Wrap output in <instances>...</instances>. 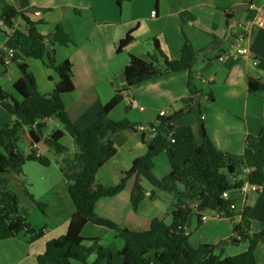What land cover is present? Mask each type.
Masks as SVG:
<instances>
[{
  "label": "crops",
  "instance_id": "0c3cea01",
  "mask_svg": "<svg viewBox=\"0 0 264 264\" xmlns=\"http://www.w3.org/2000/svg\"><path fill=\"white\" fill-rule=\"evenodd\" d=\"M5 4L25 11L34 20L40 19L37 29L42 34L51 33L60 23L70 35L72 43L55 47V60L57 63L64 60L71 63L73 90L63 93L62 100L70 120L79 129L91 125L101 106L123 87V67L130 55L147 61H151V55H154L162 64L160 50L168 59H178L184 36L195 49L209 43L213 36L224 40L220 46L215 45L211 51L199 54L193 80L195 92L188 90L186 70L168 72L123 91L121 101L111 109L109 117L114 120L126 118L136 124L154 123L160 110L170 114L186 105L197 104L207 137L218 150L230 153L237 160L242 158L246 136L257 134L264 127V10L259 23L251 22L254 7L264 6V0H126L119 7L116 0H0V11ZM233 8L234 18L226 24L225 12ZM21 21L17 16L14 25L24 29L25 24ZM229 25L232 26L230 29ZM130 29L133 40L116 51L118 41ZM240 34L245 35L242 44L247 48V54H225L234 51ZM153 39L157 40L158 48ZM0 42V53L9 48L18 54L16 45L7 35ZM212 54H215L213 58H205ZM21 59L35 76L38 90L50 92L58 80L57 74L40 60ZM0 63V72L13 89V83L21 74L13 62L4 63V66L0 59ZM13 67L17 72L11 70ZM13 95L19 98L15 93ZM132 100L136 101L134 107ZM190 113L193 112L180 115L173 124L189 125L199 142V117L195 116L196 120L190 118L187 123L182 121ZM46 122L53 126L51 130L60 128L54 119ZM24 137L29 142L28 152L35 148L36 152L51 160L42 172L49 195L46 199L37 198L46 204L45 215L30 221L32 227L42 229L43 233L32 242H28L29 235L23 231L14 238L0 239V264H36V256L44 251L46 242L65 233L69 217L75 210L57 159L53 161L43 141L31 144L27 133ZM112 139L116 152L95 174V182L105 186L116 185L133 159L146 150L141 133L136 129L119 131ZM61 141L74 150L67 135ZM153 162L151 169L139 173L145 195L136 210L130 203L132 176L119 193L95 202L97 215L136 231L147 230L154 217L168 223L172 198L161 191L151 196V191L170 171V165L164 152L156 155ZM228 197L235 200L238 212L232 219L221 217L217 210L202 212L204 215L213 214L206 216L205 220H199L194 211L188 215L186 231L193 246L210 243L214 253L222 256L235 255L247 248V241L232 240L233 226L240 220L239 213L246 208L250 232L260 229L264 220V183L257 189H233L228 191ZM80 234L86 247H109L113 264H122L119 250L123 241L112 230L87 222ZM261 247L258 243L254 251L256 264H263L264 248ZM94 259L92 254L88 261ZM73 263L81 264L78 261Z\"/></svg>",
  "mask_w": 264,
  "mask_h": 264
},
{
  "label": "trees",
  "instance_id": "16d2710c",
  "mask_svg": "<svg viewBox=\"0 0 264 264\" xmlns=\"http://www.w3.org/2000/svg\"><path fill=\"white\" fill-rule=\"evenodd\" d=\"M123 1L126 0H116V5L119 7ZM234 12L235 8L225 12L226 24L234 18ZM17 16L24 22V29L14 25ZM40 23V19H32L25 11L17 10L11 4L1 8L0 30L17 47L18 54L14 53L10 59L21 75L13 83V90L19 98L0 85V105L13 117L0 126V239L14 238L23 231L29 235L28 242H32L43 233L42 229L31 226L27 211L20 205L17 194L9 188L5 177L8 172L19 174L26 161H36L45 167L51 163L46 155H36L35 148L24 153L21 146L27 133L31 144L43 141L59 157L56 160L59 172L67 182V190L75 207L65 233L46 242L44 251L36 256V264H74L73 261L81 264H113L109 247L92 249L83 244L84 238L80 231L87 222L107 227L123 241L119 250L122 264H256L254 251L257 244L264 241V222L258 231L251 233L246 208L239 213L240 220L233 226L232 240L247 241L248 246L235 255L215 254L210 243L193 246L186 231V222L191 212H196L200 220L202 212L206 210H217L221 217L232 219L238 214L235 200L223 197V192L237 189L245 181L257 186L264 183V127L257 134L246 136L242 158L237 160L213 145L201 123L199 107L189 104L179 111L159 116L152 138L141 133L146 150L133 159L130 168L116 185L105 186L95 182L99 167L116 152L112 139L114 134L128 128L136 129L138 125L126 118L114 120L108 115L121 101L122 92L143 80L186 70L188 90L194 93L193 80L199 54L211 51L215 45L220 46L224 40L213 36L209 43L195 49L184 36L178 59H168L159 50L163 56L162 64L157 62L154 55H151V61L130 55L123 67V87L101 106L97 119L91 125L79 129L70 120L62 100L63 93L73 90L71 63L68 60L57 63L55 60V47L69 45L72 39L62 24H56L51 33L42 34L37 29ZM131 33L132 29L128 30L118 41L116 51L133 40ZM153 43L158 48L156 39H153ZM214 56L212 54L205 58ZM21 57L40 60L57 74L58 80L50 92L38 90L35 76ZM187 112L199 117V142L189 125L173 124ZM47 119L56 120L62 129L53 128L45 135ZM64 135L72 140L76 149L71 151L60 141ZM161 152L167 156L170 171L159 179L151 196L157 191L172 195L168 223L154 217L147 230L136 231L120 227L112 220L97 215L95 202L101 197L119 193L132 176L134 182L130 203L136 210L145 195L139 173L151 169L153 158ZM245 169H249V172L244 173ZM237 175L241 177L232 181L231 177ZM29 196L44 213L46 204ZM92 254L95 259L89 262L88 258Z\"/></svg>",
  "mask_w": 264,
  "mask_h": 264
},
{
  "label": "rangeland",
  "instance_id": "374dc122",
  "mask_svg": "<svg viewBox=\"0 0 264 264\" xmlns=\"http://www.w3.org/2000/svg\"><path fill=\"white\" fill-rule=\"evenodd\" d=\"M21 24H22V21H21ZM5 35L6 34L0 30V41H2L4 39ZM1 66L2 65H0V68H1ZM11 70L14 72H17V70L14 67L11 68ZM8 73L10 75L11 71H9ZM13 74L15 76V73H13ZM0 82H1L0 85L1 84L3 85L2 88L4 90H6L7 92L12 93V94L15 93L14 90L12 89L10 82L7 80V78H5V75H3L2 72H0ZM127 108H129V107H127ZM195 116H196L195 113H190L188 116H185V118L182 119V121L184 123H187V121H189L190 118L193 120H196ZM12 119H13L12 115H10L0 105V126L8 123ZM52 127H53L52 125L51 126L47 125L44 134L47 135L50 132ZM59 127L62 128L61 125H59ZM28 145H29V142L24 137L23 142H22V146H21L22 149L24 150V153H28ZM73 147L75 148L74 144H73ZM49 151H50V153H49L50 157L53 159V161H55V159H57L58 156L52 150H49ZM43 171H44V166H42L38 162L26 161L22 165V169H21V172L19 174H15L13 172L5 173V177L8 181L9 188L17 194V196L19 198L20 205L27 211V220L29 222L31 221V219H34V218H37V220H39V219L43 218L42 215H45V212L42 213L41 210L35 205V203L30 199V196H29V195H31L35 198V200L39 201V199H37L38 197L41 196V197H43V199H46V196L49 195V193L46 192L47 186L45 184L44 179L42 178V172ZM165 195H166V197L172 198V195L169 193H166ZM239 203H240V199H238L237 204L239 205ZM211 214L212 213H210V212L206 213V216L209 217ZM263 222H264V220H263ZM260 246H262L261 248H264V241L260 242ZM258 247H259V245H258ZM256 259H258V256ZM263 264H264V260H263Z\"/></svg>",
  "mask_w": 264,
  "mask_h": 264
},
{
  "label": "built area",
  "instance_id": "2783aa9c",
  "mask_svg": "<svg viewBox=\"0 0 264 264\" xmlns=\"http://www.w3.org/2000/svg\"><path fill=\"white\" fill-rule=\"evenodd\" d=\"M255 13L254 16L252 17L251 22H255V23H259L260 22V16L263 13L264 10V6H257L254 7ZM38 13V12H36ZM152 15L155 13V11H151ZM245 39V35L244 34H240L239 38H238V44L235 46L234 51H228L225 54H229V55H233V56H237V55H244L247 54V48L242 44L243 40ZM14 54V52L7 48L5 49L2 53H0V59L3 60V63H8L11 62V56ZM131 105L134 107L136 106V101L132 100L131 101ZM167 112L165 110H160L159 111V116H166ZM200 119H203V115L200 114ZM157 124V122L154 123H139L136 126V130L139 131L140 133H145L149 138H152L155 133H156V127L155 125ZM36 155H40L39 152H36ZM249 172V169H245L244 173ZM241 176H235V177H231L232 181H234L236 178H240ZM248 188H252V189H257V185L255 184H250L247 181H245L239 188L242 191H245ZM223 197H228V191L223 192ZM201 220H205L206 219V215L202 214L200 217Z\"/></svg>",
  "mask_w": 264,
  "mask_h": 264
},
{
  "label": "water",
  "instance_id": "95a60500",
  "mask_svg": "<svg viewBox=\"0 0 264 264\" xmlns=\"http://www.w3.org/2000/svg\"><path fill=\"white\" fill-rule=\"evenodd\" d=\"M233 24H235V21L233 22ZM232 26L231 25H229V29L231 28Z\"/></svg>",
  "mask_w": 264,
  "mask_h": 264
}]
</instances>
